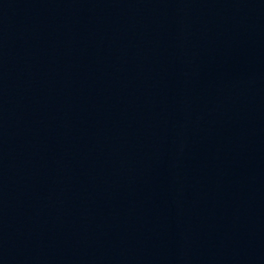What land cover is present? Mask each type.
I'll return each instance as SVG.
<instances>
[{
    "label": "water",
    "instance_id": "water-1",
    "mask_svg": "<svg viewBox=\"0 0 264 264\" xmlns=\"http://www.w3.org/2000/svg\"><path fill=\"white\" fill-rule=\"evenodd\" d=\"M0 264H264V0H0Z\"/></svg>",
    "mask_w": 264,
    "mask_h": 264
}]
</instances>
